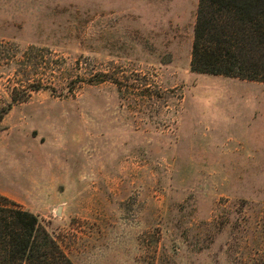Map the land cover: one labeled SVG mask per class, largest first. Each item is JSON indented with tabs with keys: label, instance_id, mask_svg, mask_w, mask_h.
I'll list each match as a JSON object with an SVG mask.
<instances>
[{
	"label": "rangeland",
	"instance_id": "374dc122",
	"mask_svg": "<svg viewBox=\"0 0 264 264\" xmlns=\"http://www.w3.org/2000/svg\"><path fill=\"white\" fill-rule=\"evenodd\" d=\"M198 5L0 0V195L73 264H264V84L192 70Z\"/></svg>",
	"mask_w": 264,
	"mask_h": 264
},
{
	"label": "trees",
	"instance_id": "16d2710c",
	"mask_svg": "<svg viewBox=\"0 0 264 264\" xmlns=\"http://www.w3.org/2000/svg\"><path fill=\"white\" fill-rule=\"evenodd\" d=\"M194 72L264 84V0H199ZM12 104L0 105V131ZM0 264H73L37 216L0 195Z\"/></svg>",
	"mask_w": 264,
	"mask_h": 264
},
{
	"label": "water",
	"instance_id": "95a60500",
	"mask_svg": "<svg viewBox=\"0 0 264 264\" xmlns=\"http://www.w3.org/2000/svg\"><path fill=\"white\" fill-rule=\"evenodd\" d=\"M58 215H61V208H60L59 211H58Z\"/></svg>",
	"mask_w": 264,
	"mask_h": 264
}]
</instances>
